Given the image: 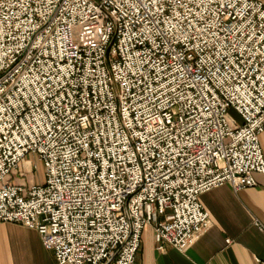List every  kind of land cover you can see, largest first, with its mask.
<instances>
[{"label":"built area","instance_id":"obj_1","mask_svg":"<svg viewBox=\"0 0 264 264\" xmlns=\"http://www.w3.org/2000/svg\"><path fill=\"white\" fill-rule=\"evenodd\" d=\"M263 132V0H0V221L57 264H134L146 226L186 251Z\"/></svg>","mask_w":264,"mask_h":264},{"label":"crops","instance_id":"obj_2","mask_svg":"<svg viewBox=\"0 0 264 264\" xmlns=\"http://www.w3.org/2000/svg\"><path fill=\"white\" fill-rule=\"evenodd\" d=\"M264 156V132L259 137ZM22 167L30 168L25 162ZM28 181L36 182L33 173ZM257 185L235 191L223 184L202 193L199 200L209 225L186 251L156 248L152 228L146 226L134 264H264V174H254ZM14 181H19L13 176ZM230 239V242H226ZM0 264H57L34 228L0 221Z\"/></svg>","mask_w":264,"mask_h":264},{"label":"rangeland","instance_id":"obj_3","mask_svg":"<svg viewBox=\"0 0 264 264\" xmlns=\"http://www.w3.org/2000/svg\"><path fill=\"white\" fill-rule=\"evenodd\" d=\"M228 113L231 116H234L239 121V117L236 116V114L234 113V111L232 109H229ZM27 157L31 158L32 164H33V166H35L34 171H33V176H34L36 183L42 184L44 182L43 180H44L45 166H43V163L41 161H39L35 155L29 154V155H27ZM29 175L30 174L28 172L26 175V181H28Z\"/></svg>","mask_w":264,"mask_h":264}]
</instances>
